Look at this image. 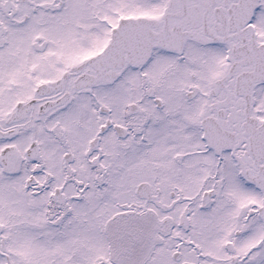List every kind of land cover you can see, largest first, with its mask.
Masks as SVG:
<instances>
[{
	"label": "snow or ice",
	"instance_id": "snow-or-ice-1",
	"mask_svg": "<svg viewBox=\"0 0 264 264\" xmlns=\"http://www.w3.org/2000/svg\"><path fill=\"white\" fill-rule=\"evenodd\" d=\"M0 264H264V0H0Z\"/></svg>",
	"mask_w": 264,
	"mask_h": 264
}]
</instances>
